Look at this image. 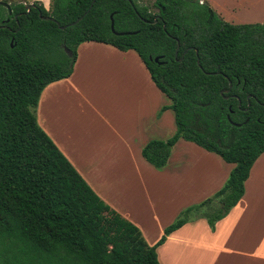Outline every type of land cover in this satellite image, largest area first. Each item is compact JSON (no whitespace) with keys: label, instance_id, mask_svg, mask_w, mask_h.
Masks as SVG:
<instances>
[{"label":"trees","instance_id":"1","mask_svg":"<svg viewBox=\"0 0 264 264\" xmlns=\"http://www.w3.org/2000/svg\"><path fill=\"white\" fill-rule=\"evenodd\" d=\"M0 1L12 11L0 5V264H160L156 248L183 224L204 217L213 230L264 152V22L230 23L199 0H154L157 12L133 0H52L49 9ZM124 31L135 32L115 33ZM85 41L134 50L169 99L162 110L172 111L176 130L141 148L147 163L165 167L184 139L233 164L224 184L185 207L153 245L36 120L42 90L71 74Z\"/></svg>","mask_w":264,"mask_h":264},{"label":"crops","instance_id":"2","mask_svg":"<svg viewBox=\"0 0 264 264\" xmlns=\"http://www.w3.org/2000/svg\"><path fill=\"white\" fill-rule=\"evenodd\" d=\"M38 1L45 2L47 6L50 0ZM231 16L225 15L221 18L233 24L254 22L240 18L231 19ZM132 51L134 50L122 51L102 42L80 43L77 46V57L71 74L66 78L49 83L42 90L36 107V120L96 194L111 208L134 223L140 229L146 242L153 245L163 234V229L173 221L181 209L213 194L225 181L231 167L225 165L227 162L222 163L211 155L212 152L198 148L203 153L198 151L200 156L197 158V163L201 165L205 164L204 162L208 163L202 168L199 177L203 181V185H199L201 188L198 189L201 192V198H190L189 201L183 203H181L182 200H172L175 210L172 211V206H165L160 217L153 212L149 218H146L137 206L134 208L128 204V199L120 202L116 194L111 195L110 186L97 178V173L100 171L99 165L105 163V160L111 161L112 164L122 165L131 164L133 159L137 161L138 156H141V148L148 141L145 129L140 132L138 119L126 122L122 129L109 120L106 126L110 131L106 136L105 148L92 150L90 133L76 129L75 110L62 105L61 99L66 98L69 93H72V97L87 99L82 92L81 80L87 76L97 80L103 79V74L106 73V79L117 81L124 71L127 75L129 74L130 63L133 61V64L142 70L141 75L138 74L133 80L136 92L139 96L141 94L139 102H141L142 110L139 116L151 113L157 104L151 103V108L144 109L146 100L144 93L150 94L149 96L154 95L153 91L163 93L153 83L139 56ZM120 94L123 93L120 92ZM124 95L127 98L128 92ZM162 103L163 100L158 110L156 109L154 119L159 124L158 129L161 128V117L170 110H162L158 115L161 107L168 105L170 101L168 104ZM102 118L106 120L105 117ZM169 120L172 122L173 117ZM170 121L158 133L162 134L165 131L164 139L172 136L176 130L172 123L170 125ZM113 133L118 134V140L111 139ZM121 146L125 148L123 159L113 160V157L119 155L115 154L116 151L112 149ZM178 146L182 152L195 150L193 145H190V141L184 139H179L171 150H176ZM263 159L264 155L256 159L244 183L243 196L223 218L215 223L213 230L204 217H198L183 224L166 237L165 241L156 248L160 264H264V172L262 168L257 167ZM252 176L255 177L252 178ZM144 190H146L145 184ZM193 191L187 194L191 196Z\"/></svg>","mask_w":264,"mask_h":264},{"label":"rangeland","instance_id":"3","mask_svg":"<svg viewBox=\"0 0 264 264\" xmlns=\"http://www.w3.org/2000/svg\"><path fill=\"white\" fill-rule=\"evenodd\" d=\"M26 1L32 2L38 0ZM153 1L154 0H135L137 5L146 6L149 11L157 12V9L153 6ZM51 2L52 0L49 1L47 6L45 2L41 3L45 9H49L52 6ZM199 2L208 5V7L220 18L221 16L232 15L230 17L231 19L240 18L254 21L253 23L264 22V0H199ZM132 52L135 53L134 51ZM140 71H142L141 68L135 66L133 61H131L129 74L127 75L124 71L117 81L106 79V73L103 74V79L99 80L87 76L84 80H81L82 92L87 99L78 96L72 97V93H69L66 98L61 99L62 105L72 107L75 110L76 129L90 133V146L92 150H97L100 147L101 149L105 148V143L107 141L106 136H108L110 131L106 126L109 124V120L119 129H122L126 122L136 121L138 119L140 123L138 126L140 132L145 129L148 141L149 138L150 140H165V131H163L162 134L158 133L167 125L170 121L169 119L172 117L173 120L172 122L170 121V125L172 123L174 128L176 127L173 113L171 110H168L167 113L161 117V128L158 129L159 124L154 121L156 109L160 106L162 100V104H168L169 100L164 94H160L156 91H153V96L144 93V98L146 97L144 109L151 108V103H156L157 107L153 109L151 113L148 112L145 115L139 116L142 110L141 102H139V98L141 100V94L139 96L136 92L133 80L137 78L138 74L141 75ZM122 78L124 79L122 80ZM120 92L123 94L121 95ZM126 92H128L127 98L124 95ZM162 107L158 115L162 112ZM102 117H105L106 120ZM111 139L115 141L118 140V134H111ZM148 141H146V143ZM190 145H193V149L195 150L182 152L179 146L176 150H171L172 153L168 163L161 169L154 168L144 161L140 155L137 161L133 159L131 164H112L111 161L105 160V163L99 165L100 171L97 173V178H100L101 181L106 182L110 186L111 195L113 193L116 194L120 202H125V200L128 199V204H131L130 206H134V208L137 206L138 210L143 211L146 218H149V215L153 212H156L160 217L165 206H172V211L175 210L172 200H182L181 203H183L187 200L189 201L190 198H201L202 196L198 189L201 188L199 185H203V181L199 179V177L202 168L208 163L204 162L205 164L203 165L197 163V158L200 156L199 152L203 153V149L192 142H190ZM198 148L202 149V151ZM107 150L110 151L111 149L107 148ZM112 151H116L115 154L119 155L118 157H113V160L123 159L122 155L125 152L123 146L114 148ZM210 154L216 157L220 162L225 163L217 154ZM262 155H264V152L260 156ZM195 163L197 164L195 165ZM225 165L231 168L233 167V165L229 163H225ZM257 167L262 168V172H264V159L261 160ZM258 168H256L257 171ZM254 177L255 176H252V178ZM144 184L146 190H144ZM218 189H216V191ZM191 191H193V193L189 196L187 193ZM211 195L201 199L199 202ZM142 206L143 208H141ZM183 209H181L179 213Z\"/></svg>","mask_w":264,"mask_h":264},{"label":"water","instance_id":"4","mask_svg":"<svg viewBox=\"0 0 264 264\" xmlns=\"http://www.w3.org/2000/svg\"><path fill=\"white\" fill-rule=\"evenodd\" d=\"M92 2H94V0H92ZM0 5H3L4 7H6L7 10H8V12H9V14L11 13V9H10V7H9V5H8L7 3H3V2L0 1ZM46 18H48V19H50V20H53V18H51V17H46ZM80 18H81V17H79V18L76 20V22H77ZM110 18H111V30L114 31L112 15H110ZM59 27H60V28H64V26H59ZM125 33H130V32H122L121 34H125ZM154 60H155V61H158V57H155Z\"/></svg>","mask_w":264,"mask_h":264},{"label":"flooded vegetation","instance_id":"5","mask_svg":"<svg viewBox=\"0 0 264 264\" xmlns=\"http://www.w3.org/2000/svg\"><path fill=\"white\" fill-rule=\"evenodd\" d=\"M129 1V3L131 4V5H133V2H132V0H128ZM134 2H135V0H133ZM136 3V2H135ZM137 4V3H136ZM7 9V8H6ZM8 14H9V12H8ZM9 15H12V11H11V13L9 14ZM13 18L14 19H16L17 18V15H13ZM46 18V17H45ZM1 22H2V26H5L4 24L5 23H7V22H9V17H6L5 19H3V20H1ZM114 32V31H113ZM124 32H130V33H132V32H135V31H124ZM115 33H117V34H121L122 32H115Z\"/></svg>","mask_w":264,"mask_h":264}]
</instances>
